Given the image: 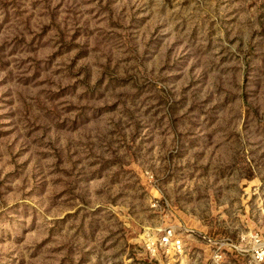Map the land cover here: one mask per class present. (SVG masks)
<instances>
[{
  "label": "rangeland",
  "instance_id": "rangeland-1",
  "mask_svg": "<svg viewBox=\"0 0 264 264\" xmlns=\"http://www.w3.org/2000/svg\"><path fill=\"white\" fill-rule=\"evenodd\" d=\"M263 230L264 0H0V264H256Z\"/></svg>",
  "mask_w": 264,
  "mask_h": 264
},
{
  "label": "built area",
  "instance_id": "built-area-1",
  "mask_svg": "<svg viewBox=\"0 0 264 264\" xmlns=\"http://www.w3.org/2000/svg\"><path fill=\"white\" fill-rule=\"evenodd\" d=\"M173 237L172 230L166 231L163 234L162 245L167 246L170 243ZM209 243H212V240H208ZM250 247L248 248V252L253 262L256 264L264 263V230L261 233L255 232L249 236ZM174 247L180 248V242L177 240L171 243ZM215 244V242L213 243ZM220 246L216 248L214 251L213 257L216 262H218L222 258V253L220 252Z\"/></svg>",
  "mask_w": 264,
  "mask_h": 264
}]
</instances>
